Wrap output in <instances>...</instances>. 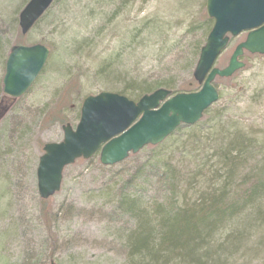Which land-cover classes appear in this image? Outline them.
<instances>
[{
  "label": "rangeland",
  "instance_id": "1",
  "mask_svg": "<svg viewBox=\"0 0 264 264\" xmlns=\"http://www.w3.org/2000/svg\"><path fill=\"white\" fill-rule=\"evenodd\" d=\"M28 1L0 0V87L3 58L12 45L41 43L50 49L42 72L28 93L15 102L23 125L13 132V147L4 132L12 113L0 122V264H126L125 245L118 238L133 222L114 212L117 197L121 191H132L153 203L164 200L166 194L165 185L149 173L133 185L135 191L125 188L132 168L149 148L139 153L140 158L130 157L127 163L113 166L101 165L99 154L80 159L64 169L60 191L42 200L36 178L39 157L44 144L63 139V123L50 118V112L70 84L75 85V92L63 101L68 108L60 116L73 126L84 97L111 90L103 86L110 82L119 88L123 79L130 78L148 83L170 81L177 86L192 82L198 90L193 72L197 51L207 38V0H134L128 5L119 0H61L37 27L22 36L19 14ZM190 25L195 26L192 32ZM246 35L230 41L216 67L227 66ZM240 60L244 68L214 82L220 92L214 109L231 107L223 117L230 123L224 120L227 126H216V117L194 131L183 129L160 152L165 163H194V156L206 144L212 154L220 131L248 133L255 138L252 145L260 147V156L264 154V55L246 51ZM102 66H106V75L97 73ZM77 79L81 82L76 83ZM237 89H241L240 95L232 99ZM2 103L9 108L14 105L9 100ZM18 133L21 136H15ZM224 139L227 142V136ZM210 154L205 153L207 157L201 160L214 163ZM258 201V214H249L257 219L249 224L244 220L248 213H244L239 223L233 220L238 223L235 228L224 227L214 236L216 243H223L227 236L233 243L224 248L225 264H264V193Z\"/></svg>",
  "mask_w": 264,
  "mask_h": 264
},
{
  "label": "trees",
  "instance_id": "2",
  "mask_svg": "<svg viewBox=\"0 0 264 264\" xmlns=\"http://www.w3.org/2000/svg\"><path fill=\"white\" fill-rule=\"evenodd\" d=\"M59 1L61 0H56L54 4ZM119 1L128 5L134 0ZM48 12L33 29L46 18ZM204 24L207 36L213 26V20L206 19ZM194 29V25L188 28L189 32ZM199 53L200 50L197 51V55ZM6 58L7 56L3 58L4 66ZM106 70V66H102L97 73L106 75L108 73ZM123 80L122 88L114 87L115 85H111L113 84L111 82L108 83L110 85L103 86L111 89L109 91L126 95L135 101L162 87L174 93L194 90L192 82L177 86L169 83L170 81L148 83L147 80L131 78ZM79 82L81 81L77 79L76 83ZM74 87V84H70L60 93L58 103L56 102L57 104L51 109L50 118L57 119L63 124L67 122V119L60 116V111L68 108L63 101L65 98H71L70 95L75 92ZM240 90L235 91L232 99L240 95ZM3 100H9V104H14L8 110L12 114L4 127L7 139L11 140L8 145L13 147L16 142L13 132L20 131L23 125L20 123L22 119L15 105V102L20 99L5 97L1 86L0 104H3ZM80 107L81 104L76 113L77 119L80 118ZM214 108L212 106L205 112L206 120L202 119L193 126H180L162 144L146 147L149 148L148 153L132 168L133 171L126 180L125 188L130 187L135 191L134 187L139 184L146 173L147 175L149 173V177L157 178L158 183L165 185L166 194L164 200L161 201L158 198L153 203L144 201L141 196L132 191L130 193L121 191L117 197V209L114 212L129 216L133 222L130 227L122 230L123 233L118 238L125 245L123 248L126 253V264H225L223 261V255L226 253L224 248L230 247L233 243L229 241L228 236L223 243H216L213 240L214 236L224 227L231 228L235 224L238 225L240 216L244 213H248L244 220L249 224L257 219L258 216L251 219L249 214H258L257 202L264 193V154L260 156V147L252 145L255 138L248 133L239 131L227 135L226 132L220 131L219 139L210 149L212 154L206 147L208 144L203 145L202 153L194 156V163L186 161L182 165L170 161L165 163L159 155L169 144L167 141H172L183 129L190 128L194 131L216 120V117L219 118L216 120L218 122L216 126L220 124L227 126L230 119H223V117L226 109L229 110L231 107ZM17 135L21 136L19 133L15 134ZM226 136L227 142L224 139ZM205 153L210 154L215 162H203L201 158L207 157L204 156ZM198 156H200L199 159ZM130 157L137 159L141 157V154ZM233 220H238V223Z\"/></svg>",
  "mask_w": 264,
  "mask_h": 264
},
{
  "label": "water",
  "instance_id": "3",
  "mask_svg": "<svg viewBox=\"0 0 264 264\" xmlns=\"http://www.w3.org/2000/svg\"><path fill=\"white\" fill-rule=\"evenodd\" d=\"M55 0H29L19 14L23 35L47 12ZM206 11L214 20L193 76L198 91L172 94L159 88L133 101L119 93L102 91L85 97L76 127L63 125L61 142L46 143L37 168L39 196L48 199L61 189L63 170L76 159L92 158L100 151L103 165L124 161L145 146L158 145L182 125H194L216 103L217 77L229 78L245 64L239 60L248 51L264 55V0H207ZM248 32L224 68L215 63L230 38ZM50 50L43 44L14 45L6 61L3 92L12 98L24 96L43 70ZM7 107L0 105V120ZM51 264H56L51 262Z\"/></svg>",
  "mask_w": 264,
  "mask_h": 264
}]
</instances>
